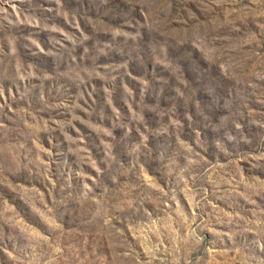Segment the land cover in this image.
Returning a JSON list of instances; mask_svg holds the SVG:
<instances>
[{
	"label": "rangeland",
	"instance_id": "rangeland-1",
	"mask_svg": "<svg viewBox=\"0 0 264 264\" xmlns=\"http://www.w3.org/2000/svg\"><path fill=\"white\" fill-rule=\"evenodd\" d=\"M0 264H264V0H0Z\"/></svg>",
	"mask_w": 264,
	"mask_h": 264
}]
</instances>
